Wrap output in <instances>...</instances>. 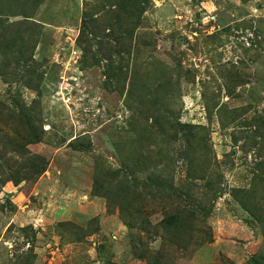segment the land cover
I'll list each match as a JSON object with an SVG mask.
<instances>
[{"label":"rangeland","instance_id":"obj_1","mask_svg":"<svg viewBox=\"0 0 264 264\" xmlns=\"http://www.w3.org/2000/svg\"><path fill=\"white\" fill-rule=\"evenodd\" d=\"M0 14L7 38L37 40L30 87L0 49L19 74L0 76V264H264V0H0Z\"/></svg>","mask_w":264,"mask_h":264},{"label":"trees","instance_id":"obj_2","mask_svg":"<svg viewBox=\"0 0 264 264\" xmlns=\"http://www.w3.org/2000/svg\"><path fill=\"white\" fill-rule=\"evenodd\" d=\"M124 11L127 13V10H124ZM8 13L9 14H6V16H8V17L9 16H17V14L14 12L9 11ZM20 13H22V12H20ZM0 15H3V14H0ZM2 23H3V21L0 20V28L4 29V25ZM15 25H20V24L15 23ZM22 28H23V26L19 27L17 29H14V33L16 34V36H8V38H7V36H5V34H6L5 32H1L0 33V49H2L4 47L10 48V49H13L15 51V53H17V55H18L17 57L19 59H17L16 66L19 67V63H21V62L23 63V67H22L23 73L21 74L23 76H21L22 77L21 80L24 82L25 85L30 87L33 83V80H35L34 79V76H35L34 70L35 69L32 67L34 64V60H33V57L31 55V51L33 53V50L36 46L37 40H35V39L33 40V38H31L30 34H28V32H27L28 30H24L25 34L27 32L26 36L21 34L19 30ZM83 33H84V31L82 30L81 31V38H83ZM90 34L93 35V32H90ZM87 47H89V45H87ZM85 51H86V49H85ZM29 52H30V57L23 58V56ZM89 52H91V51H89ZM126 52H127V50L124 53H126ZM117 56L120 58L121 61L124 60L125 56L122 55L121 52H118ZM109 58H111V57H109ZM93 59H94V57H93ZM10 75H13L14 77H16L19 74H17L16 70L11 71V72H7V73L2 72V71L0 72V76L3 77L6 81H8V76H10ZM107 76L111 79L116 78V77H117V79H119L120 73L111 74L110 70H109V74H107ZM1 113H3V112L0 111V115H1ZM19 114H20L19 115L20 122L22 120L24 125L27 127V133L29 132L27 137L31 138L32 142H30V143L40 141L42 139V135L36 126V121H38L37 116L34 114V116L32 118H30V115L26 111H24V113L20 112ZM190 129H191L190 125L181 124V123L175 129L176 132H178L179 135L181 136V140L184 139L188 145L190 143V140H189L190 135H191ZM0 132H1V128H0ZM35 160H37V158ZM38 161H39V163L37 161H35V163H37V165L35 167H38V170H36V173L40 174L43 171V169L45 168L46 163L43 159H41L39 157H38ZM40 165L42 167V171L39 170ZM144 184L148 185L150 187L155 186L154 188L157 189L158 192H160V193L167 192L169 195L172 192V190L175 189V187L172 184H170L168 180H162L161 178H154L152 176L148 177V179L144 182ZM129 210H130V208H129ZM172 211H174V213H171L170 215H168L163 220V227H164L167 235L171 236V238H168L169 241L174 242V241H176V231L179 228L181 230L180 220L182 218V216H181L182 210H180L178 208H172ZM176 243H178V241H176L175 244Z\"/></svg>","mask_w":264,"mask_h":264}]
</instances>
